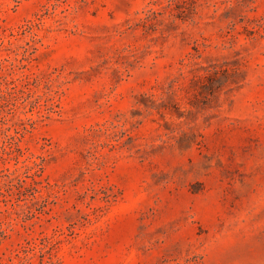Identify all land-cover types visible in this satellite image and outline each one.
<instances>
[{
	"label": "rangeland",
	"instance_id": "rangeland-1",
	"mask_svg": "<svg viewBox=\"0 0 264 264\" xmlns=\"http://www.w3.org/2000/svg\"><path fill=\"white\" fill-rule=\"evenodd\" d=\"M0 264H264V0H0Z\"/></svg>",
	"mask_w": 264,
	"mask_h": 264
}]
</instances>
